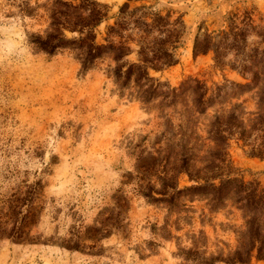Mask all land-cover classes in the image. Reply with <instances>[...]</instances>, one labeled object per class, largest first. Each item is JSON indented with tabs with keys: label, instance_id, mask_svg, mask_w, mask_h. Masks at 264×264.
<instances>
[{
	"label": "rangeland",
	"instance_id": "374dc122",
	"mask_svg": "<svg viewBox=\"0 0 264 264\" xmlns=\"http://www.w3.org/2000/svg\"><path fill=\"white\" fill-rule=\"evenodd\" d=\"M97 1L107 4V13L95 42L126 48L119 60L114 51L104 52L84 69V48L50 55L29 42L30 34H45L53 0H0V264H204L225 258L245 230L237 203L228 199L213 209L208 196L183 192L171 205L149 201L140 190L161 188L158 175L175 172L181 144L206 154L214 145L208 125L215 112L237 102L246 112L257 110L264 62L253 68L258 74L251 82V72L220 70L211 53L194 56L192 45L198 27L217 31L231 13L240 23L249 11L254 29L247 33V51L263 49L264 0ZM124 3L128 23H122ZM142 6L166 17L169 31L138 27L133 20ZM161 47L176 63L157 70L146 62L152 80L137 84L132 77L123 85L116 69L141 62V49ZM246 82L250 91L235 95L236 84ZM157 83L144 102L145 89ZM222 85L221 97L199 113L195 90L209 95ZM253 116L246 113L245 121ZM228 153L238 177L264 187V159L250 157L234 140ZM177 182L179 188L195 184L184 174ZM19 211L23 234L15 241L7 232ZM189 250L197 254L186 259ZM250 264L264 259L252 257Z\"/></svg>",
	"mask_w": 264,
	"mask_h": 264
},
{
	"label": "trees",
	"instance_id": "16d2710c",
	"mask_svg": "<svg viewBox=\"0 0 264 264\" xmlns=\"http://www.w3.org/2000/svg\"><path fill=\"white\" fill-rule=\"evenodd\" d=\"M128 7V3H124L120 7L123 17L122 23L123 21L125 23L131 21V14H123V11ZM136 10L143 11L133 22L138 27L143 26L144 31H158L159 33L169 31L167 27L169 22L166 17L156 12L147 11L144 6ZM106 13L107 4L97 0H53L49 14L50 23L45 34L32 33L29 42L37 49L50 55L60 48L69 46L84 48L85 56L82 60L84 69L92 65L95 59L100 58L104 52L114 51V59L119 60L126 46L119 44L114 47L112 43L97 44L95 42V28L105 20ZM167 17L169 16L167 15ZM149 18L150 21H148ZM177 19L176 22L182 24V21ZM237 19V13H231L225 19L227 24L217 31L201 33V26L198 27L193 40L192 53L194 56L211 53L214 66L220 70L228 67L241 76L251 72V82H253L258 74L253 68L264 62V48L260 50L258 47H253L247 51V33L254 29L251 12L244 11L240 23L237 22ZM116 24L123 27L120 22ZM113 30L114 27L109 26V32ZM67 31L74 32L77 36L67 37ZM139 53L141 62L129 63L125 70L116 69V75L123 78V85H128L132 77L137 84L143 80H152L147 71L146 62H149L152 68L157 70L162 66H170L176 63L174 53L162 47L155 50L144 48ZM229 55H232V58H228ZM255 84L254 82L253 86ZM236 85L240 90H237L235 95L250 91L252 88L250 82ZM160 86L157 83V85H151L145 89L146 91L142 96L143 101L149 102ZM224 87L225 85L217 86V90L209 95H207L208 90L206 89L195 90L194 93L197 95L195 99L196 110L199 113H205L206 109L213 106L215 101L221 97ZM263 105L264 90H261L258 93L257 110L254 112H246L242 102L234 103L228 110L215 112L208 125L209 138L214 145L206 150V154H194L193 146L188 147L186 143L181 144L178 152L179 165L173 168L175 172L170 176H166L167 172H164L163 176L158 175L161 188L155 189L154 186L149 185L140 190L141 194L149 201H163L171 205L174 204L176 197L183 192L192 196H208L213 209L225 206L228 199L239 205L246 217L245 230L240 235L239 245L225 258L211 257L204 259L202 261L204 264H221L219 261H223V264H250L252 257L264 259V219L261 220V217L264 216V187H260L257 180L244 181L238 177L228 153L229 143L234 140L241 142L243 147L248 148L250 157L264 159ZM246 113L254 116L245 121ZM180 174L186 175L195 184L179 188L177 179ZM32 191L33 189L30 192ZM155 193L160 195L155 196ZM26 200L27 198H25ZM16 214L13 226L7 235L18 241L23 234L25 215H21L20 211ZM0 232H5L1 228V224ZM184 253L187 259L196 252L189 250ZM193 257L195 258V256Z\"/></svg>",
	"mask_w": 264,
	"mask_h": 264
}]
</instances>
